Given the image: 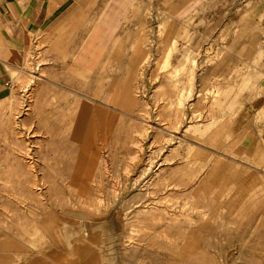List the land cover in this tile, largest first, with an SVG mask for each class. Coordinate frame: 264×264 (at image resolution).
<instances>
[{
	"label": "rangeland",
	"instance_id": "rangeland-1",
	"mask_svg": "<svg viewBox=\"0 0 264 264\" xmlns=\"http://www.w3.org/2000/svg\"><path fill=\"white\" fill-rule=\"evenodd\" d=\"M188 28H152V55L131 88H114L132 122L105 110L78 133L83 109L71 106V153L42 151L33 116L45 76L27 55L0 121V264H264V218L209 194L235 157L242 98L223 83L241 76L238 35L228 45L222 30L214 40Z\"/></svg>",
	"mask_w": 264,
	"mask_h": 264
},
{
	"label": "crops",
	"instance_id": "crops-1",
	"mask_svg": "<svg viewBox=\"0 0 264 264\" xmlns=\"http://www.w3.org/2000/svg\"><path fill=\"white\" fill-rule=\"evenodd\" d=\"M158 26L183 38L192 26L190 33L214 40L222 30L228 45L238 35L235 71L241 76L234 86L223 83L242 98L228 130L235 157L217 168L223 184L212 181L209 194L229 208L237 201L232 213L239 207L240 216L264 218V0H0V121L9 120L8 86L17 85L14 73L24 74L29 54L45 76L34 93L33 116L44 153L73 152L70 122L78 114L72 105L83 109L78 133L86 134L105 110L129 119L136 108L126 109L114 88H131V74L152 55ZM260 227L263 232L264 223Z\"/></svg>",
	"mask_w": 264,
	"mask_h": 264
},
{
	"label": "bare ground",
	"instance_id": "bare-ground-1",
	"mask_svg": "<svg viewBox=\"0 0 264 264\" xmlns=\"http://www.w3.org/2000/svg\"><path fill=\"white\" fill-rule=\"evenodd\" d=\"M169 60H170V55H168L167 57V61ZM180 103L182 104V101H180ZM73 262H74V259L72 260V258L68 261L69 264H73Z\"/></svg>",
	"mask_w": 264,
	"mask_h": 264
},
{
	"label": "built area",
	"instance_id": "built-area-1",
	"mask_svg": "<svg viewBox=\"0 0 264 264\" xmlns=\"http://www.w3.org/2000/svg\"><path fill=\"white\" fill-rule=\"evenodd\" d=\"M8 87L13 90L14 89V84L10 83Z\"/></svg>",
	"mask_w": 264,
	"mask_h": 264
}]
</instances>
